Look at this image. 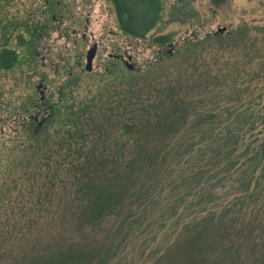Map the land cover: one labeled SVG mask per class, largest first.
<instances>
[{
  "label": "trees",
  "instance_id": "trees-1",
  "mask_svg": "<svg viewBox=\"0 0 264 264\" xmlns=\"http://www.w3.org/2000/svg\"><path fill=\"white\" fill-rule=\"evenodd\" d=\"M111 3L119 30L132 40L145 39L161 21V0ZM45 25L28 29L31 38H18L19 43L32 44ZM25 27L0 25L1 71L17 66V54L7 44L12 31ZM247 38L248 28L239 26L226 37L206 36L183 43L177 54L172 47L162 55L163 60L179 58L178 64L192 71L190 77L137 89L138 79L161 72L162 63L143 76L131 73L124 87L140 115L120 121L118 137L110 117L97 113L95 99L51 108L41 123L23 120L11 139L14 148L0 138V212L14 193L22 197L29 188L44 194L35 205L43 215L23 222L13 217L5 230L9 220L0 215V260L125 264L135 246L138 252L131 254L138 259L152 249L148 255L154 264H241L243 243L256 240L255 233L264 238V136L254 134L264 129V104L262 95L250 99V85L264 72L261 65L255 71L246 68L254 60ZM168 42L167 36L153 38L159 46ZM224 47L231 54L242 47L247 66L224 62ZM130 143L134 148L128 149ZM57 185L61 193L54 204ZM158 237L159 245L150 246ZM10 243L12 248H5Z\"/></svg>",
  "mask_w": 264,
  "mask_h": 264
},
{
  "label": "rangeland",
  "instance_id": "rangeland-1",
  "mask_svg": "<svg viewBox=\"0 0 264 264\" xmlns=\"http://www.w3.org/2000/svg\"><path fill=\"white\" fill-rule=\"evenodd\" d=\"M3 1L0 8L5 21L0 25L9 23L26 25L25 30L22 28L11 30L7 44L8 50L17 54V66L11 72L0 70V120H2L0 138H3L9 148L15 147L11 139L16 130H21L19 124L23 120L31 118L36 119V123H41L51 115V108L72 103L77 106L87 105L90 100L95 99H98L100 105L97 113H105L110 117V122L117 127L116 136H120L119 122L130 116L140 115L137 101L135 99L127 101L129 94L128 88L124 87V80L131 73L143 76L149 67L159 63H162V67H159L162 71L148 73L146 80L140 77L137 89H142V86L146 87L145 85L149 83L155 86L158 82L178 76L190 77L192 71L186 64H178L179 58L166 57L163 60L162 55L169 54L172 47L177 49L175 51L177 54L183 43L198 42L206 36H215L212 34L220 28H225L226 31L219 36L226 37L237 27L246 26L248 28L246 43L253 46L250 55L254 56L252 58L254 60L248 67L243 60L242 47L235 49L232 54L230 48L224 47V62L235 63L239 69L246 67L252 71L261 65L264 72V0H225L218 4L212 0H161L163 7L161 21L143 40H132L121 33L111 0H92L90 6L87 5L85 8L80 3L81 0H8V4L6 0ZM86 20H89V25L85 32ZM43 24H46L45 31L38 30L39 38L33 40L32 44L27 46L19 43L18 38L26 42L31 38L30 33L26 32L28 29L42 27ZM83 34H86L84 40ZM160 36H167L169 42L164 46L154 44L153 38ZM94 43L97 44L98 51L93 60L92 71L87 73L84 71L85 53ZM125 54L131 56L134 68L132 71L127 70L122 62L115 59L121 55L126 60ZM78 61L81 62L80 66L77 64ZM229 67L223 72H227ZM250 86L254 89L250 99L262 95L260 104H264V76ZM40 92L43 95L42 101ZM144 97H141L142 103L146 101ZM116 100L123 102L124 109L118 106ZM103 107H109L111 110L103 111ZM258 132L257 130L254 134L262 138L264 129H261L260 134H257ZM128 139L133 142L130 137ZM132 148L134 143H130L128 147ZM34 185L37 188L38 184ZM54 191L53 202L56 204L57 195L61 193L60 185H57ZM22 194V197H18L14 193L11 197V200L13 198L14 200L10 205L1 209L0 215L4 217L3 220L7 221L6 217L9 220L8 224L4 222L3 230L9 229L8 225H12L13 217L23 222L29 216L31 219L44 214L40 206H35L36 201L42 200L44 194L31 193L29 188ZM42 206L46 208L44 201ZM32 207L33 209H30ZM49 210L53 213L55 207ZM15 232L16 230L11 235ZM35 234L36 232L32 231V235ZM255 235L256 240L246 241L242 245L241 264H264V238L260 240L259 235L257 233ZM11 241L13 244L17 243L16 239ZM158 243L159 237L150 246L154 247ZM10 245L11 243L5 245V248L11 249ZM134 248L131 253L138 252L135 246ZM150 251L152 249H148L141 259L136 256L134 258L130 253L125 264L156 263L148 255ZM250 252L251 255L248 256ZM12 260L11 257L5 256L1 258L0 264H9Z\"/></svg>",
  "mask_w": 264,
  "mask_h": 264
},
{
  "label": "water",
  "instance_id": "water-1",
  "mask_svg": "<svg viewBox=\"0 0 264 264\" xmlns=\"http://www.w3.org/2000/svg\"><path fill=\"white\" fill-rule=\"evenodd\" d=\"M226 31L225 28H220L217 30V32H214L212 35H220L222 33H224ZM211 35V34H209ZM97 44H93L85 53V66H84V71L87 73H90L92 71V67H93V60L96 56V49H97ZM126 60L122 58V56H116L115 58H118L121 60L122 64L124 65V67L129 70L132 71L134 70L133 65L131 63V56L125 54ZM41 86L38 87V89H40ZM41 94V92H40ZM43 100V95L41 94V101Z\"/></svg>",
  "mask_w": 264,
  "mask_h": 264
},
{
  "label": "flooded vegetation",
  "instance_id": "flooded-vegetation-1",
  "mask_svg": "<svg viewBox=\"0 0 264 264\" xmlns=\"http://www.w3.org/2000/svg\"><path fill=\"white\" fill-rule=\"evenodd\" d=\"M83 6H84V8L87 6V5H89L90 6V4L92 3V0H81V2H80ZM52 20L54 21L55 20V18H52ZM88 25H89V20H86V25H85V32H86V29L88 28ZM85 35L86 34H83V36H82V40H84L85 39ZM94 44H96V43H94ZM97 46V45H96ZM97 51H98V47H97V49H96V53H97ZM121 56V55H120ZM125 56V55H124ZM122 58L124 59V57L122 56ZM115 59H117V60H119L120 62H121V60L120 59H118V58H115ZM80 61V60H79ZM77 62V64H78V66H80L81 65V62Z\"/></svg>",
  "mask_w": 264,
  "mask_h": 264
}]
</instances>
